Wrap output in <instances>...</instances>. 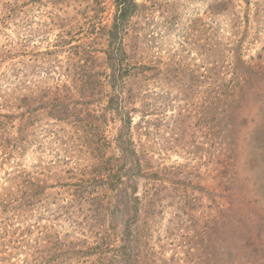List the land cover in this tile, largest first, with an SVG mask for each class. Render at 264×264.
<instances>
[{"label": "rangeland", "instance_id": "rangeland-1", "mask_svg": "<svg viewBox=\"0 0 264 264\" xmlns=\"http://www.w3.org/2000/svg\"><path fill=\"white\" fill-rule=\"evenodd\" d=\"M135 2L129 33L140 61L160 69L123 131L138 168L115 150L119 118L108 114L100 133L106 157L120 159L112 160L126 185L120 189L134 185L138 201L103 189L91 193L113 211H91L86 195L72 202L71 185L94 163L97 137L85 147L69 126L42 120L47 132L37 131L21 151L0 147V191L11 187L20 198L26 187L33 198L20 216L0 215V264H106L110 257V264H264V0ZM5 5L14 12L0 20V106L25 93L16 83L40 67L36 54L58 35L87 31L100 51L115 12L114 0H0V12ZM237 59L235 67L253 69L252 94L233 103L230 117L213 113L209 79L197 77L213 67L227 77ZM167 65L197 77L167 78ZM82 108L85 116L100 110L94 102Z\"/></svg>", "mask_w": 264, "mask_h": 264}, {"label": "trees", "instance_id": "trees-1", "mask_svg": "<svg viewBox=\"0 0 264 264\" xmlns=\"http://www.w3.org/2000/svg\"><path fill=\"white\" fill-rule=\"evenodd\" d=\"M114 6L113 20L108 30L106 29L104 47L100 51H94L91 47V43L97 40V36H90L87 31L81 33L77 31L75 36L69 34V38L68 35H58L50 44L49 50L36 54V57L42 59L40 67L32 72L29 79L25 77L16 83V86H24L21 90L25 93L19 97H12V100L3 101L0 106V147L2 150L9 148L11 152L21 151V146L29 145L30 137L37 131L47 132L45 129L49 122L69 126L74 134L82 139L85 147L94 145L90 135L97 137L95 142L97 156L93 158L94 163L87 175H83L78 182L71 185L74 187L72 202H77L75 197L78 202L79 199L83 201L86 195L85 199L88 200L91 211L98 209L113 211L111 201H106L103 196L91 193L95 192L94 190L97 193L103 189L119 191L122 196H125L127 204L133 202L134 205L138 201L137 197L131 196L136 191L134 185H130V193L125 188L120 189L122 185L124 187L126 185L121 183L122 172L115 171L112 163V160L119 161L120 159H114L112 156L106 157L104 154L107 143L100 133L101 124L107 123L108 114L119 118L122 126L121 132L115 138V150L124 157L132 156L136 161L134 167L138 168V155L130 140L124 139L123 131L130 127L131 106L135 101L141 100L139 98L144 94L142 88L148 82L160 77L158 75L160 69H157V65L152 66L150 63L140 61L136 37L129 33L128 24L137 7L135 0H114ZM6 8V11L0 12V20H3L5 16L10 19L9 11L13 9L7 6ZM132 40L136 44L132 43ZM9 54L11 53H3L6 58ZM44 57L52 58L45 60ZM238 61L240 60L237 59L232 67H228L227 77L224 73L216 71L214 67L208 68L204 76L199 75L198 77L193 75V71L187 72L184 67L173 68L167 65L165 71L170 75L167 78H185V83L194 80L195 77L198 81L209 79V87L205 94L210 106L212 105L210 110L213 113L220 112L223 116L227 114L230 117L233 103L237 104L240 97L244 101L252 94L249 92L248 83L253 69L243 63L235 67ZM13 72L14 69L11 74ZM4 73L6 76L7 71ZM93 102L98 104L100 110L90 109L86 111L87 116H85L82 107ZM42 120L48 123L42 124ZM110 178H112L111 181H109ZM4 179L6 185H12L16 180L10 178L9 174ZM29 182L26 184H30ZM129 182H133L131 177H129ZM45 188L44 184L39 190H45ZM25 190L27 193L20 198H12V188H2L0 215L12 210L20 216V211L32 206L31 191L23 187L22 191L25 192ZM95 248L99 250V247ZM122 249L125 250L123 247ZM93 251L89 249L84 253L91 255ZM106 259L108 260L106 264H110L112 258Z\"/></svg>", "mask_w": 264, "mask_h": 264}]
</instances>
